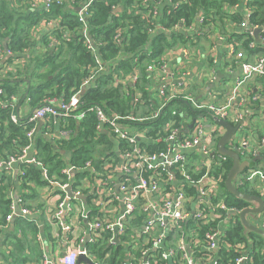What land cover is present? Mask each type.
I'll list each match as a JSON object with an SVG mask.
<instances>
[{
	"label": "built area",
	"instance_id": "2783aa9c",
	"mask_svg": "<svg viewBox=\"0 0 264 264\" xmlns=\"http://www.w3.org/2000/svg\"><path fill=\"white\" fill-rule=\"evenodd\" d=\"M69 1L80 8L79 20L84 22L86 11L93 0ZM149 1L142 0V3L147 4ZM151 1H154L155 7L150 8L143 17L157 20L158 25L151 28L152 33L162 32L169 35L190 29L200 33V36H205L208 27H205L207 24L203 23L205 20L213 21L211 20L213 16L209 19L200 12L193 22L181 18L166 26L160 23L164 9L177 8L189 0ZM250 1L240 0L236 4H224V10L230 5L236 8L239 3H245V10L238 12L242 13L243 18L238 21L239 23H235L243 30L240 33L243 34V38H252L249 45L255 47L257 42L252 36L257 29H259L258 40L264 43V24L251 21L250 15L253 9ZM51 2L52 0H29L23 4L29 5L32 10H49ZM57 2L63 3V0H57ZM12 4L14 7L19 6L15 0ZM230 10L232 11L231 6ZM58 20L59 18L55 17L44 20L38 27V30L43 29L49 32L52 47L57 42L51 33ZM226 20L227 22L235 21L230 17H226ZM213 24L217 27L220 22L213 21ZM81 33L89 50L96 55V43L90 32L84 27ZM67 36L69 34L64 35V38ZM126 41L124 32L118 29L114 43L123 52L127 47ZM236 41L238 48L236 45L231 46L230 53L233 54L235 51L233 55L243 60V62L238 61L243 73L237 79V86L254 81L256 86L260 87L259 82L262 83L264 77V52L251 61L243 50L244 46H241L243 41L237 39ZM164 53L160 60L146 65L148 72L157 75V82L152 78L147 88L151 91L158 90V94H152V97L156 95L159 98L158 109L146 116H134V113L108 115L99 104L83 108V92L96 80L98 73L106 69L103 61L101 62L97 56L95 65L91 67V73L89 72L79 89L68 100L59 97L57 102L55 99L47 98L36 107H32V99L26 97L24 100L30 105L32 111L22 118L18 107L22 93L12 94L7 100L0 97V108L10 107V120L25 128V143L16 145L18 149L13 155L0 160V175H4L5 171L10 170L15 163H19L20 177H22L24 174L22 166L34 164L43 170L45 178L49 179L48 184H54L59 190L58 195L55 196L56 202H51V205H58V208L48 209L47 216L56 230L54 236H60L59 228L62 227L66 233L67 245L62 249L60 241H56L57 247L53 251V256L49 252L44 254L43 264H78L77 259L81 256L91 259V262H87L89 264H105L111 258L112 251L118 248L124 251L120 264H169L170 262L172 264H224L222 255L224 256L225 247L237 252L228 264H253L249 252L250 247L254 246L251 239L241 243H232L225 239V230L228 229L229 223L239 219L238 214L242 210L228 205L225 200L222 183L225 181V163L230 157L218 150V142L224 135L225 128L217 122V118L227 120L233 125L243 122L229 147H236L241 154V160L251 161L252 165L237 175L235 181L237 187L249 184L257 191L264 187V165H255L253 162L254 158L258 157V150L264 146V137L255 145L256 141L252 143L249 136L242 134L241 126L244 125L242 119L247 110L242 113L236 111L229 103L219 104L217 100L198 102L183 88L178 87L183 73L163 74L167 57V53ZM171 54H176L185 62L192 56L187 48L171 51ZM7 55L15 58L14 64H9L10 71H16V64L21 66L24 62L23 56L11 53L0 46L1 72H8L4 70L6 62H2ZM138 73L139 70L136 68L132 75L121 74L117 78V84L128 89L127 83L139 81ZM210 74H213V71ZM171 81L176 84L170 86ZM258 90L252 94L253 99H257L255 94ZM130 91L128 89L127 94H130ZM0 93H2L1 88ZM218 94V90H213V97H217ZM174 97L185 98L191 103L192 108L206 110L207 114L194 118L187 111H183L180 121L169 122L165 126L164 133L158 132L152 135H149L145 129L131 130L120 124L119 120L125 118L141 121L155 118L160 114V109L166 101ZM132 98L135 102L143 101L139 90L133 93ZM88 112L95 114L98 119L96 130L107 132L115 141L117 157L110 156L101 163V160L95 162L96 164L89 160L83 167H75L72 164L64 166L62 173L67 176L65 181L64 177L61 180L49 178L43 162L38 159L37 152H33L40 122L45 124L52 117H73L80 120L85 118ZM176 113V109L172 111V114ZM143 141L155 143L160 147L150 151L140 146ZM122 143H125L123 149H121ZM85 171L86 176H75L77 172ZM70 175L74 178L69 181ZM82 197L85 200L81 199ZM8 201L9 209L5 223L0 224L2 229L7 228L9 223L17 217L35 220L40 212L38 207L29 205L18 194L11 195ZM249 207L254 206L251 204ZM262 215H254L250 221L264 229ZM100 246H104L102 250L108 248L101 257L103 263L101 259L98 261V257L92 253L93 250H99Z\"/></svg>",
	"mask_w": 264,
	"mask_h": 264
},
{
	"label": "trees",
	"instance_id": "16d2710c",
	"mask_svg": "<svg viewBox=\"0 0 264 264\" xmlns=\"http://www.w3.org/2000/svg\"><path fill=\"white\" fill-rule=\"evenodd\" d=\"M15 1L19 4L18 7H14L9 0H0V46L4 47L3 42L7 38V50L11 53L20 54L21 57H24L31 51V55L24 57L23 64L21 67H16V71L7 73L0 71V88L2 89L0 97L2 99L7 100L12 94L22 93L23 90L20 87L22 80L31 74L29 75L32 80L29 96L32 98L34 105L40 104L47 98L64 97L68 100L79 89L91 67L95 65L97 56L101 62L105 61L110 65V70L98 73L93 85L83 92V108L99 104L108 115H128L133 112L134 116H146L158 109L159 98L156 96L158 90L153 89L151 91L147 88L151 78L145 66L149 62L160 60L162 54L174 45L176 38L172 42L167 33L151 32V28L158 25L157 20L144 18L143 14L147 13L150 8L155 7L154 1L150 0L147 5L142 3V0H93L88 11H86L84 22L79 20L78 11L76 10L78 7L75 9L74 6L58 3L57 0H52L49 10L31 11L25 8V6L28 7L27 4H23V2L27 3L29 0ZM239 1L189 0L177 8L170 7L168 9L166 7L160 17V23L167 26L181 18L193 22L200 12L209 19L213 16L211 20H215V18L222 17L224 14V4H236ZM249 3L253 9L250 15L251 21L264 24V0H251ZM120 7H123V10L116 12V8ZM238 12L240 11L235 14L225 12V15L233 20L240 21L243 15ZM54 17L59 18V20L56 27L52 29L51 35L55 37L57 43L51 51L47 50L35 56L33 52L35 48L40 47L39 42L50 45L49 32L43 29L38 30V27L41 26L44 20ZM203 24H207L205 27L208 28H211V25L214 26L213 21L208 22V20H205ZM84 27L87 28L96 43V55L89 50L84 41L81 33ZM118 29L124 32L127 39L125 53L120 56H118L119 52L123 51L114 43V37ZM69 31L72 32L68 33ZM66 34H69V36L64 38ZM176 35L180 34H174L173 37ZM180 36L184 39L182 34ZM235 37L238 41H243L241 46H244L247 54L253 55L257 51L264 52L263 42L258 41L255 47H251L249 43L252 38L244 39L243 34H236ZM12 61L13 59L10 57L6 64ZM26 67L33 69L32 73L26 70ZM40 68H46L45 72H38ZM136 68L140 71L141 81L134 83L130 94L125 93L121 85H113V81L121 74L134 73ZM47 90H50V92H47ZM136 90L141 92L143 101L135 102L133 100L132 95ZM152 94H156L155 97H152ZM175 109L177 113L172 114ZM183 111H187L194 118L207 114L206 110L192 108L191 103L185 98L174 97L166 101L160 109V114L155 118L143 121L125 118L119 121L124 128L131 130L145 129L149 135H152L158 132L164 133L165 126L169 122L180 121ZM9 116L10 107L0 108V124L8 141L6 143L8 147H10V142L12 143V139L16 138V135L23 137L25 133V128L14 124ZM62 121L64 122V129L70 130V135L63 137L60 148H53L51 143L42 136L37 139L38 159L43 162L49 178L61 180L64 177L65 181L67 176L62 173V170L66 166L67 160L75 167H83L89 160H101V163L107 157H117L116 152L113 150L114 142L110 135L107 132L96 130L98 119L95 114L88 112L87 116L80 120L73 117H63ZM241 130H243V135L248 136V126L247 128L243 127ZM260 139H262V136H259ZM24 143L25 138L22 144ZM123 146H125V143L121 144V149H123ZM140 146L150 151H155L160 147V145L149 141L141 142ZM17 149L15 147L13 150ZM62 149L66 150V154L61 152ZM96 152L100 156L97 160L94 157ZM258 161L257 158L254 164L258 165ZM231 166L232 160L229 158L225 163V180ZM22 169L24 170L22 175L24 189L31 188L34 190L32 182L38 186L49 183V179L45 178L43 170L39 166L31 164L22 166ZM85 173L87 172H78L77 175L83 176ZM222 187L228 205L243 210L252 204L229 193L225 181L222 183ZM238 188L248 194L262 195L249 184L238 186ZM4 190L5 186H0V224L5 223L9 209V201L5 198ZM34 221L33 218L23 217H17L14 220L15 226L22 228V230L30 228L34 233H37L39 228ZM8 230V239L5 243H12L13 250L9 252L10 254H7L14 256L16 252L24 250L26 246H24L22 238L18 236L15 229ZM2 232L3 229L0 227V234ZM251 238L255 241L254 246L249 249L253 264H264V240L261 235L247 231L239 219L231 221L228 229L225 230V239L232 243L247 242ZM99 248L100 256H103L108 250V248L102 250L104 246ZM123 252L122 248L112 251V256L107 263L120 264ZM236 255V251L228 250L225 247L224 256L222 255L224 264H228L230 259H233ZM5 258L8 260V257Z\"/></svg>",
	"mask_w": 264,
	"mask_h": 264
},
{
	"label": "crops",
	"instance_id": "0c3cea01",
	"mask_svg": "<svg viewBox=\"0 0 264 264\" xmlns=\"http://www.w3.org/2000/svg\"><path fill=\"white\" fill-rule=\"evenodd\" d=\"M9 1L12 3L14 0ZM63 4H69L71 6H74L75 9L77 8V6L72 5L69 0H63ZM244 4L245 3L241 2L236 8L234 5H230L232 7V11L230 10V6H227V9L224 11L222 17L219 16L215 18V20H213L214 22H220V25L217 27L215 24L214 26L211 25V28L206 29L205 36H200V33L194 32V30L190 29H185L169 34L172 42H174L175 38L176 39L174 45H172L165 51L167 53V57L165 59V68L163 69V74L167 75L169 73L178 72L183 73L181 74V79L179 80L180 86L178 87L183 88L188 95L194 97V99L198 102H203L205 100H217L219 101V104H222L224 102L225 104L229 103L236 111L245 113L247 110L242 119L244 121V125H242L241 127H249V130H247V132H249L248 136L250 137L252 143H255L256 141L255 145H257V141H261V139L259 140V136H262V138L264 137V77L262 83L259 82L260 87L256 86L254 81H249L242 86H237V79L243 73V69L241 68V65L240 63H238V61L243 62V60L237 59L233 55L235 51L233 54L230 53V47L235 45L236 47H238L235 35H240L243 30L240 26L238 27L236 25V23H239L238 21L235 20L233 22H227L226 17L228 16L225 15V12L232 14H235V11L237 10L243 12V10H245ZM25 8L29 9V11L32 10L30 9L29 5L28 7L25 6ZM122 8L120 7L116 9V12L123 10ZM178 33L180 35L182 34L184 36V39L180 35H176L173 37L174 34ZM253 38L257 43L260 40H258L259 37H256L255 34ZM4 41H6L7 45V38ZM38 44L40 45V47L35 48L33 52L35 56L40 55L41 52L43 53L44 51H51L52 49H54V47L50 46L49 44L44 45V43L41 42H39ZM185 48L189 49V53L192 54L191 58L186 62L185 60H180L179 56H177L176 54H171V51ZM123 53L125 52H119L118 56L122 55ZM259 54L261 53L257 51L253 55H247L249 56L251 61H254ZM29 55H31V51L24 55V57H28ZM12 59L13 61L11 63L8 62L7 64H5V71H10L9 64H14L15 58L12 57ZM103 63L106 66L105 71H109L110 65L105 61H103ZM16 67L21 66L16 64ZM147 67L148 66H145V69ZM26 70H29L31 73L33 71V69H31L30 67H26ZM45 70L46 68H40L38 72L42 73ZM187 71L188 74L185 75ZM211 71H213V74H210ZM148 74L149 76L151 74V82L152 78L153 80H155V82H157V75H154L151 72H148ZM29 75L27 76L28 78L25 77L22 80V83L20 85L23 92L21 94V98L19 99L18 107L22 118H25L27 114L32 111L30 105L24 100L26 97H30L29 91L31 88L32 80L31 78H29ZM128 75H132V73H129ZM34 79H36V77H34ZM137 79L141 81L140 71L137 74ZM175 84L176 82L171 81L170 86H173ZM91 85H93V82ZM113 85H118L117 78L113 81ZM133 87V82L127 83V88L129 90H131ZM123 88L125 93L128 92V89H126L125 87ZM213 90H218L219 94L217 95V97H213ZM257 90L258 92L255 94V96L257 95V99H253L251 96ZM47 92H50V90H47ZM51 99H55L58 102L59 97H54ZM37 105H34L32 103V107H36ZM3 132L4 131L2 130L0 124V160L5 159L7 156L9 157L11 154L13 155L15 151L13 149L17 147L16 145L22 144L21 140L25 136L24 135L22 137L16 135V138L12 139V143L10 142V147H8L6 145L8 141ZM69 133L70 130L64 129V122L62 121L61 117H52L50 122L43 124L36 132L34 140L35 145L37 144V139L39 138V136H42V138L44 137L46 141L51 143L53 148H60L63 137H68L70 135ZM113 142L115 144L114 140ZM113 150L114 152H116L115 145L113 146ZM34 151H38L37 146H35L33 152ZM61 152L63 154H66L65 149H62ZM257 155V158L259 160L258 165H264V146L258 150ZM97 159L99 158H95V160ZM255 161L253 162L255 163ZM95 162L98 161H94V163ZM67 165H70L69 160L66 161V166ZM20 172L21 171L19 163H15L10 170L5 171L4 175H0V186H5L4 192L5 198L7 200L11 195L18 194L22 196L29 205L39 208L40 212L36 216L34 221L39 229L37 233H34L30 228H25L24 230H22V228L15 226L14 218L13 221L9 223L7 228L3 229V232L0 234V264H43L44 254H47L49 252V254H52L53 256V251L57 247L56 241H60L62 249L67 245L66 233L62 230V227L61 229L59 228V230H61V232H59L60 236H54V231L56 230L54 229V225L51 223L47 216L48 209L58 208V205H51V202H56L55 196L58 195L59 190L54 184L51 185L46 183L44 185L38 186L33 182L31 184L34 190L31 188L24 189V184L22 177H20ZM77 173L75 174V176L77 175ZM86 175L87 173H85L83 176ZM73 178V175H70V177H68V180H73ZM259 192L264 196V187H262ZM252 205L254 207L257 206L255 202H252ZM261 214H263L262 217H264V213ZM254 215L255 214L250 213L248 216L252 220ZM256 224H258V222H256ZM8 229H15L18 236L22 238L21 240L24 246H26L24 250L16 252V255L14 256L8 255L10 254L9 252L13 250V244L5 243L8 239ZM262 237L264 240V236ZM251 240L252 245H254V239L251 238ZM92 253H94L98 257V261L101 259L102 256L99 255V251L97 249L93 250ZM4 256L8 257V260ZM77 263L89 264L87 263V261L82 260L81 257L77 259ZM105 264L110 263L106 262ZM169 264L172 263L170 262Z\"/></svg>",
	"mask_w": 264,
	"mask_h": 264
},
{
	"label": "water",
	"instance_id": "95a60500",
	"mask_svg": "<svg viewBox=\"0 0 264 264\" xmlns=\"http://www.w3.org/2000/svg\"><path fill=\"white\" fill-rule=\"evenodd\" d=\"M76 10L79 11L80 8L78 7ZM248 29H249V27H248ZM258 34H259V29L255 30V36L256 37H258ZM3 45H4L5 50H7L6 41L3 42ZM10 57H12V55H7V57L4 58L2 60V62L5 63ZM217 122L225 128V133L220 138V140L218 142V150L220 153L229 156L230 159L232 160V166H231V168L227 174L226 180H225L226 189L228 190L229 193H231V194H233V195H235L241 199L247 200L251 203L255 202L257 204V206H255V207H247V208L243 209L238 214V216H239V220L242 222V224L246 227L247 230L252 231V232H256L257 234L264 236V229H261L258 226L252 224L250 221V218L248 216L250 213L255 214V215L264 213V196L245 193V192L239 190V188L235 184L237 175L241 171H243L245 168L252 165L251 161H248V160L242 161L241 160V154L239 153V151L236 147H234V148L229 147L231 142H232L234 135L236 134L238 128L240 127V125L243 122L240 121L238 124L233 125L229 121L221 119V118H217ZM42 125H43V122H40L39 129ZM256 159L257 158H254L253 161H255ZM68 191L71 194L70 188H68ZM81 199L85 200L84 197H82ZM232 213L236 214L235 211H232ZM81 259L85 260L87 262H91L85 256H81Z\"/></svg>",
	"mask_w": 264,
	"mask_h": 264
},
{
	"label": "rangeland",
	"instance_id": "374dc122",
	"mask_svg": "<svg viewBox=\"0 0 264 264\" xmlns=\"http://www.w3.org/2000/svg\"><path fill=\"white\" fill-rule=\"evenodd\" d=\"M94 157H95V158H99V157H100V156H99V153L96 152L95 155H94Z\"/></svg>",
	"mask_w": 264,
	"mask_h": 264
},
{
	"label": "bare ground",
	"instance_id": "6f19581e",
	"mask_svg": "<svg viewBox=\"0 0 264 264\" xmlns=\"http://www.w3.org/2000/svg\"><path fill=\"white\" fill-rule=\"evenodd\" d=\"M45 72V71H44ZM14 81V80H13ZM76 89V88H75Z\"/></svg>",
	"mask_w": 264,
	"mask_h": 264
}]
</instances>
